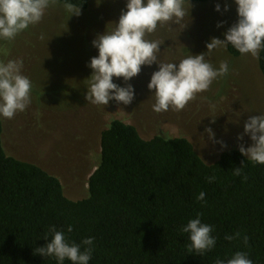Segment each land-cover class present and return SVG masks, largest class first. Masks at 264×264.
<instances>
[{"label":"trees","instance_id":"1","mask_svg":"<svg viewBox=\"0 0 264 264\" xmlns=\"http://www.w3.org/2000/svg\"><path fill=\"white\" fill-rule=\"evenodd\" d=\"M71 2L81 10L89 7V0ZM227 51L241 56L230 45ZM258 61L264 77V51ZM3 131L0 117V264H56L36 252L46 234L51 238L50 225L77 243L94 237L90 264H215L237 251L264 264V165L249 161L239 148L208 162L186 137L144 138L137 126L114 118L101 132L87 195L71 199L58 176L9 155ZM200 192L204 202L197 200ZM197 214L217 238L204 255L190 253L188 234L181 231ZM237 232L240 236L225 238Z\"/></svg>","mask_w":264,"mask_h":264},{"label":"rangeland","instance_id":"2","mask_svg":"<svg viewBox=\"0 0 264 264\" xmlns=\"http://www.w3.org/2000/svg\"><path fill=\"white\" fill-rule=\"evenodd\" d=\"M190 3H184L191 10L181 24L158 26L148 35V39L162 42V62L206 53L210 38L223 39L222 33L238 19L232 0ZM217 3L221 5L219 12L215 10ZM125 4L126 0H101L99 5L89 0L87 10L68 19L63 4L51 1L38 24L14 40L0 41V60H21L22 72L33 85L26 110L12 119L2 118L4 148L9 155L36 163L58 176L71 199L87 195V181L101 152V132L114 118L134 124L144 138L159 133L186 137L205 160L213 162L226 149L251 145L249 136L240 140L238 134L243 133L249 116L264 113L259 56L234 58L227 48L205 54L214 67L227 62V74L214 80L207 91L198 93L182 110L170 107L165 112L153 111L154 95L147 84L157 70L156 64L142 66L129 81L135 89L130 104L88 103L85 85L91 69L87 63L97 55L92 40L114 26ZM225 4L229 5L227 11ZM220 21L224 23L217 27ZM114 81L123 84L122 79ZM208 127L215 139H209L205 131Z\"/></svg>","mask_w":264,"mask_h":264},{"label":"clouds","instance_id":"3","mask_svg":"<svg viewBox=\"0 0 264 264\" xmlns=\"http://www.w3.org/2000/svg\"><path fill=\"white\" fill-rule=\"evenodd\" d=\"M51 0H0V41L14 40L19 34L38 24L49 7ZM236 5L237 21L222 33L223 39L211 37L206 43V53L229 45L241 55L250 54L258 57L264 51V0H232ZM99 5L101 0H96ZM190 3V0H189ZM191 5V3H190ZM63 8L68 16L81 15V5L71 0H64ZM229 8L224 5V11ZM185 8L184 0H126L121 9L118 21L114 26L99 33L92 40L97 55L91 57L87 66L91 69L86 81L85 99L95 105H109L111 101L128 105L135 97L134 86L129 81L136 77L142 66L157 65L147 84L151 95H154L153 111L160 113L170 107L182 110L198 93L205 92L218 77L227 74V62L214 67L207 59L206 53L191 54L182 59L162 62L160 45L162 42L148 39L158 26L171 23L179 25L184 17L190 15ZM217 12L221 5H215ZM223 21L217 27H222ZM53 37V36H52ZM51 37V38H52ZM43 38V37H42ZM50 40V39H49ZM21 60H0V117L12 119L18 112H23L31 103L32 81L22 72ZM116 80L123 81V84ZM215 118H213L214 121ZM238 122V120H237ZM209 139H215L211 127L205 129ZM249 136L252 144L245 147L239 145L240 153L255 164L264 165V113L249 116L244 122L243 133L238 139ZM222 147L223 142H220ZM235 175L241 174L236 167ZM215 177H208L212 182ZM197 200L204 202L205 193L200 192ZM68 232L72 231L69 225ZM182 233L188 234L190 253L204 255L213 250L217 238L213 235L214 227L202 222L201 215L181 226ZM44 236L45 245L36 252L44 257L55 258L56 264H90L94 251V237L84 238L80 243L66 237L63 230L50 225ZM240 236H226L232 240ZM247 236L243 241L247 244ZM215 264H253L244 251H237L227 260L217 258Z\"/></svg>","mask_w":264,"mask_h":264}]
</instances>
